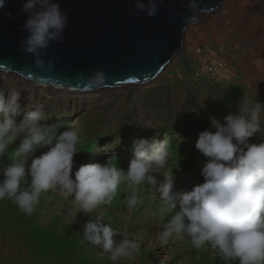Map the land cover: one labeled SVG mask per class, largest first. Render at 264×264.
Returning a JSON list of instances; mask_svg holds the SVG:
<instances>
[{"label":"rangeland","instance_id":"1","mask_svg":"<svg viewBox=\"0 0 264 264\" xmlns=\"http://www.w3.org/2000/svg\"><path fill=\"white\" fill-rule=\"evenodd\" d=\"M243 13L234 11L238 27L230 30L226 29L229 16L217 24L206 19L204 25L195 26L192 30L201 32L203 38L198 39L192 33L187 36V49L160 78L147 85L65 95L63 90L43 89L0 73V87L23 90L17 122L27 110L42 105L45 113L42 124L55 126L58 134L66 128L78 132L73 174L83 164L107 162L127 172L134 158L133 139L153 137L170 145L169 159L161 174L172 171L174 191L190 190L203 182L200 171L207 157L195 144L200 132L214 131L209 117L215 116L223 123L226 115L237 112L242 97L249 100L256 97L264 103V34L256 35L258 30H264V20L258 11ZM201 43H209L222 52L226 61L232 58L237 81L224 83L218 78L220 73L216 78H207L202 73L204 69L199 68L195 49H191ZM207 67L211 69L213 65L208 63ZM256 77L259 82L254 80ZM249 142H264V114L261 131ZM47 150L38 148L34 155L38 157ZM2 163L7 164V158ZM22 187L27 185L22 183ZM137 191L142 204L136 208L130 209L124 203L127 192L122 183L111 204L93 213L78 214L72 223L67 214L69 199L56 190L42 192L30 216L11 201L0 200V264H225L208 245L196 249L187 239L161 240L158 233L174 212L158 211L159 200L147 183L139 185ZM178 210L179 206L175 211ZM96 215L119 233L113 237L115 241L123 236L136 240L140 244L138 253L114 262L99 246L88 242L82 246L79 243L82 225Z\"/></svg>","mask_w":264,"mask_h":264},{"label":"clouds","instance_id":"2","mask_svg":"<svg viewBox=\"0 0 264 264\" xmlns=\"http://www.w3.org/2000/svg\"><path fill=\"white\" fill-rule=\"evenodd\" d=\"M4 3L0 0V8ZM136 8L146 9L149 17L158 11L154 0H148L147 8L138 0ZM188 8L192 15L186 18L187 24L196 19L198 0H188ZM22 11L27 14L22 27L28 35L21 48L34 58L35 68L47 65L50 70L53 62L46 63L42 57L51 42L63 39L67 16L53 0H26ZM105 79L101 69L89 80L99 86ZM22 93L17 87H0V200L11 201L30 216L40 194L56 190L69 199L67 214L72 223L78 214L111 204L122 183L127 192L124 203L136 208L142 204L137 187L147 183L159 200L158 211L174 212L158 233L161 240L187 239L196 249L208 245L225 264H264V142H249L261 131L264 114V103L256 97H242L237 112L226 115L223 123L209 117L214 131L200 132L195 144L207 157L200 171L203 182L176 192L172 171L161 174L169 159V142L153 137L133 139L134 158L127 172L107 162L83 164L73 174L78 132L66 128L58 134L55 126L42 124V105L27 110L17 122ZM41 147L48 150L36 157ZM4 158L7 164L2 163ZM117 234L96 215L82 225L79 243L99 246L114 262L138 253L136 240L123 236L117 242L113 239Z\"/></svg>","mask_w":264,"mask_h":264},{"label":"water","instance_id":"3","mask_svg":"<svg viewBox=\"0 0 264 264\" xmlns=\"http://www.w3.org/2000/svg\"><path fill=\"white\" fill-rule=\"evenodd\" d=\"M224 0H198L200 16L220 9ZM26 0H5L0 8V72L26 82L81 93L142 86L157 78L183 49L192 15L188 0H154L153 17L136 8L138 0H53L67 16L60 42L53 41L43 59L53 68L34 66L23 51L28 33L22 27ZM146 8L148 0H139ZM106 76L95 86L90 78L98 70Z\"/></svg>","mask_w":264,"mask_h":264},{"label":"bare ground","instance_id":"4","mask_svg":"<svg viewBox=\"0 0 264 264\" xmlns=\"http://www.w3.org/2000/svg\"><path fill=\"white\" fill-rule=\"evenodd\" d=\"M232 8H234L233 11H229V9H232ZM234 11H237L240 15H243L244 14L243 12L258 11L260 16L264 20V0H224L223 3H222V7L219 10H216V11H214L212 13H208V14H205L203 16H200L196 21H194L189 26L188 30L186 31V33L184 35L183 49H182L181 52H184V50L187 49V47H186V38H187V36H190L191 33L196 35V38H198V39H202L203 38L201 32L197 31L195 33L192 29L195 26L204 25L203 21H205L206 19H210V20L212 19L215 22V24H217V21L223 20L224 18L229 16L228 19H227L228 23H226V29L230 30V29L238 27L239 19L234 14ZM263 34H264V30L263 29H261V31L258 30V32L256 33V35H263ZM198 39H196V40H198ZM196 43H197V41H196ZM210 48H212V50H210ZM191 49L192 50L195 49L194 53H195V56L197 57V60L199 62V68L201 67V68L204 69V71H202V73L205 76H207V78L208 77L209 78H212V77L214 78L215 76H217L216 75L217 73L218 74L220 73L221 75L218 78H219V80L222 79L221 82L234 83L235 81H237V79H238L237 71L235 70L236 68L234 66H232V58H230L229 61H226L224 58H222V52H219L215 47H212L211 45H209V43H201L200 45H196L195 44L193 47H191ZM222 49L223 48H221V50ZM188 50H190V48H188ZM236 50H238V48H236ZM176 57H178V56H176ZM171 62H170L169 65H171ZM208 63H211L213 65V67H212L213 69L212 68L210 69L209 67H207ZM168 66L165 67L163 72L157 78H155L153 81L147 82V83H145L143 85H147V84L153 83L158 78H160V76L165 72V70L167 69ZM0 73H2V72H0ZM2 74H4V73H2ZM20 79L23 80L22 78H20ZM254 80L259 82V78H257V77L254 78ZM34 86H37V85L35 84ZM41 88L48 89V90H53V91H59V90L62 91L63 90V93L65 95H68V94H71V93H78L77 95H80V93H81V92H78L76 90H71L70 88L55 89L54 87H43V86H41ZM122 89L123 88H120L118 90H122ZM103 91H107V90H103ZM93 93H95V92H93ZM81 94H85V93H81Z\"/></svg>","mask_w":264,"mask_h":264}]
</instances>
